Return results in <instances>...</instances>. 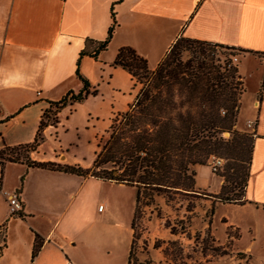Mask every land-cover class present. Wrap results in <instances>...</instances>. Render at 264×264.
<instances>
[{"label": "crops", "instance_id": "crops-1", "mask_svg": "<svg viewBox=\"0 0 264 264\" xmlns=\"http://www.w3.org/2000/svg\"><path fill=\"white\" fill-rule=\"evenodd\" d=\"M113 11L118 26L108 48L97 60L86 56L80 62L81 73L88 80L97 65H103L104 78L109 76L110 83L120 86L125 75L133 85L126 69L113 66L123 46L146 58L151 69L180 37L243 52L238 73L244 84L245 74L253 77L255 96L260 87L263 96L261 101L255 100L259 107L253 99L257 111L247 117L256 121V136L244 203L225 205L264 213V0H0V150L4 145L32 143L51 102L69 91L82 90L77 76L80 52L88 39L105 40ZM91 98L98 95L85 101ZM131 101L127 100L124 111ZM82 103L61 109L59 122L43 128L45 138L31 153L33 161L92 165L106 135L93 125L88 127V120L86 125H78L76 105ZM88 112L92 117L94 111ZM200 167L207 168L197 166L196 186L218 193L222 181L220 189L210 191L209 180V185L197 180ZM106 184L124 185L91 175L29 168L24 162L0 163V264H129L137 200L122 215L114 208L116 198L108 191L100 192ZM11 191L21 195L23 216L10 214L7 192ZM219 206L222 204L214 209V222ZM220 220L225 238L221 240L215 231L219 244L224 246L230 238L228 227L238 228L237 244L246 238V232L249 238L245 245L233 248L252 258L258 226L244 227L243 220L227 213ZM262 224L264 228V219ZM36 240L41 241V248L33 257Z\"/></svg>", "mask_w": 264, "mask_h": 264}, {"label": "trees", "instance_id": "trees-1", "mask_svg": "<svg viewBox=\"0 0 264 264\" xmlns=\"http://www.w3.org/2000/svg\"><path fill=\"white\" fill-rule=\"evenodd\" d=\"M111 15L112 24L105 40L88 39L80 52L77 76L83 83L82 90L69 91L58 101H52L43 112L34 141L18 146L4 145L0 150V163L24 162L29 168L57 169L78 176L91 175L124 183L136 187L137 204H140L144 193H193L197 190V166H205L208 158L217 156L234 163L227 164L224 172L218 174L224 183L214 196L221 204H243L251 175L255 138L247 131L236 129L241 96L245 92L238 67L228 61L222 67L226 73L220 70L190 71L183 68L180 61L175 64L171 56L181 50L183 43H189L191 49L198 53L205 49L204 45L233 50L207 41L180 37L155 69L149 68L148 60L133 48L121 47L113 66L122 67L132 75L134 90L139 83L142 87L129 108L111 119L106 130L107 140L103 145L100 142L92 167L31 159V153L38 150L45 138L43 128L59 122L61 109L76 102L82 103L90 95L97 94L92 83L81 73L80 62L86 56L97 60L108 48L118 26L114 11ZM260 92L261 101L262 87ZM226 132L230 138L224 137ZM91 170L93 174L89 173ZM148 195L150 198L153 196ZM211 213L214 214L213 207ZM40 248L41 241L36 240L33 257ZM132 251L133 243L129 264Z\"/></svg>", "mask_w": 264, "mask_h": 264}, {"label": "rangeland", "instance_id": "rangeland-1", "mask_svg": "<svg viewBox=\"0 0 264 264\" xmlns=\"http://www.w3.org/2000/svg\"><path fill=\"white\" fill-rule=\"evenodd\" d=\"M183 44L181 50H177L171 56L174 58L175 64L180 61L183 68L190 71L215 72L220 70L222 73H226L222 68L224 64L231 61V56L235 54H238L240 60L243 53L236 49L229 50L213 45L211 47L204 45L205 49L198 53L191 49L189 43ZM105 71L106 67L97 65L96 70L94 69V76L89 80L94 89L97 90L96 95H98V98H91L82 104L76 105L80 122L78 125H84L88 120V127L92 128L93 125L96 130L103 132L102 135H106V137L101 140L102 145L107 140L106 130L111 124V119L124 111L127 100H132L133 103L136 93L142 87V83H139L136 90H133L130 79L126 78L125 75L122 84L117 87L115 82H109V76L104 78ZM245 77V84L242 80L243 89L246 91L247 88L248 90L241 96V108L236 129L247 131L254 137L250 128H248L247 117L253 116L257 111V108L253 107L252 101L253 99L254 101H260L261 87L255 96L256 84L253 77L249 74H245ZM131 102L128 106L132 104ZM255 102L259 107V102ZM91 109L94 112L91 115L92 117H88V113H90L88 111ZM65 111L68 110L65 109ZM224 137L230 138V134L226 132ZM212 158L214 157L207 159L205 165L207 168H199L197 177L199 182L206 185L211 182L210 191L220 189V181H222V184L224 182L218 174L224 172V167L227 164L234 163L233 160L222 158L224 161L223 167L214 170L211 164ZM89 173L91 174L92 170ZM231 184L228 183L229 186L233 185ZM196 189L193 193L184 191L177 193L166 191L160 194L148 193L153 194L152 198L148 194H142L143 197L140 204H137L134 220H132L135 235L131 264H264V228L262 224L264 213L250 207L243 208L222 204V206L217 207L214 222V214L211 213V210L212 207L214 210L216 206L221 205L218 198L214 196L220 191L212 194L198 187ZM100 190L102 193L108 191L112 198H116L113 203L114 208H119V213H122V215L123 210L125 211L128 206L134 207L136 204L137 189L134 186L106 184ZM117 200L121 202L120 205H117ZM223 213H227L232 218L243 220L244 227L247 224L258 226L259 238L254 246L253 259L248 254L237 252L233 248V246L239 248L238 245L246 244L249 238L247 232L246 238L240 244H237L236 237L239 234L241 235L240 229L228 227L227 232L230 238L225 241V245L222 246L217 241L215 231H217L221 240L225 238V231L220 220V215ZM115 216L116 211L113 212V217Z\"/></svg>", "mask_w": 264, "mask_h": 264}, {"label": "built area", "instance_id": "built-area-1", "mask_svg": "<svg viewBox=\"0 0 264 264\" xmlns=\"http://www.w3.org/2000/svg\"><path fill=\"white\" fill-rule=\"evenodd\" d=\"M231 62L232 64L236 65L239 63V56L238 54L231 56ZM248 128H250V131L252 132L253 136L255 137V128H256V121L249 120L248 121ZM212 168L214 170L221 169L223 167L224 161L220 157L214 156L211 160ZM8 194V205H9V211L12 216H18L21 214L23 210V200L21 198V195L18 191H11L7 192ZM102 208V206L100 207Z\"/></svg>", "mask_w": 264, "mask_h": 264}]
</instances>
